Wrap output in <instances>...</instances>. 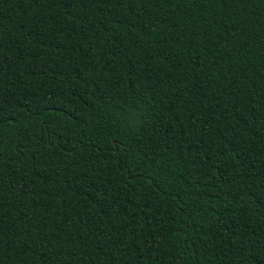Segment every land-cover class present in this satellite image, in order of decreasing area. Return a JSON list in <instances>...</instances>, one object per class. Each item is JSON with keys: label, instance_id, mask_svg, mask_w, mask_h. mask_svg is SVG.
<instances>
[{"label": "trees", "instance_id": "obj_1", "mask_svg": "<svg viewBox=\"0 0 264 264\" xmlns=\"http://www.w3.org/2000/svg\"><path fill=\"white\" fill-rule=\"evenodd\" d=\"M0 264H264V0H0Z\"/></svg>", "mask_w": 264, "mask_h": 264}]
</instances>
